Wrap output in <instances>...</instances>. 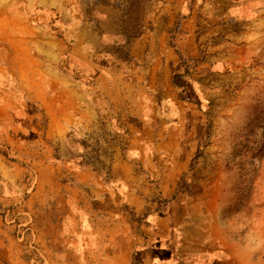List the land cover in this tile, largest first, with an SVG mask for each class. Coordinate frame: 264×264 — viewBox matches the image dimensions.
<instances>
[{
  "label": "rangeland",
  "instance_id": "1",
  "mask_svg": "<svg viewBox=\"0 0 264 264\" xmlns=\"http://www.w3.org/2000/svg\"><path fill=\"white\" fill-rule=\"evenodd\" d=\"M186 1L196 8L195 41L180 43L186 12L165 28L157 15L166 0L130 10L127 0H0V103L11 108L1 151L26 168L20 190L0 180V195L11 199L1 213L22 223L35 169L54 166L62 189L37 194L35 205L63 208L66 226L77 213V233L88 234L95 251L80 264H103L109 241L146 240L150 228L169 241L159 264H264V0ZM153 27L136 52L129 42ZM136 59L140 67L131 65ZM157 59L176 65L159 66L151 83ZM136 70L147 75L142 92L120 99L119 86ZM132 110L145 112L138 132L124 128ZM61 115L65 128L47 137L50 119ZM187 154L190 162L163 193V171ZM116 158L129 170L114 166ZM24 227L15 228L23 235L16 256L39 263ZM135 251L132 245L128 264H139Z\"/></svg>",
  "mask_w": 264,
  "mask_h": 264
},
{
  "label": "crops",
  "instance_id": "2",
  "mask_svg": "<svg viewBox=\"0 0 264 264\" xmlns=\"http://www.w3.org/2000/svg\"><path fill=\"white\" fill-rule=\"evenodd\" d=\"M166 1L167 2L161 7L160 12L158 13L157 19H160L161 21V16L166 17L168 24H165V28H167L171 26L173 16H181L186 12L181 19V27H179L176 34L178 35L180 43L185 42L186 39L187 41H191L192 39V42H194L196 8L194 6H188L186 0ZM157 25L158 30L160 31V28H162L163 24H161L160 22ZM154 29L155 27H153V30L151 31H143L140 37L134 38L135 41L132 42V39L129 42L131 45H133V48L136 52L138 51L139 46L143 42H145V40H148L147 37L146 39H144V36H147L149 33L153 32ZM162 45L167 54H170V49L172 48L170 46H166L165 41H163ZM45 52L51 57H57V53H54V51L52 50H46ZM130 59L131 58H129V60ZM136 61L141 62L140 59H136L132 61L131 65H137ZM161 65L164 71H167L168 67L170 68V71H172L174 66L176 65V62L175 59H173L172 61L168 59L167 61H163V63L160 64L158 59L155 62L154 60H152L150 67L151 71H149L148 75V82H156L158 78L157 68ZM140 66V64L137 65V67ZM139 71L140 70H136L133 73L134 75L128 77L129 79H127L125 83L123 82L121 86H119L121 92L120 90L117 91L120 95V99L129 98L131 100H136L139 93L142 92V85L140 83L146 78L147 75L140 73ZM104 79L105 78L103 77V75H97V80H99L101 83L103 82V87L106 86V84L104 83ZM105 93L108 94V91L105 90ZM9 107L10 106L8 104L0 103V141L3 140L1 130L4 128L6 129L7 126V123L4 122L5 118L9 115V113H11V108L9 109ZM143 113L145 112L132 110V116L130 117L131 120L128 119L124 128L128 129L129 131L135 130L138 132L140 126H138L139 123H137V117L140 118ZM71 115L72 117L74 116V111H71ZM57 120L58 121L56 123L53 118L50 119L51 123H49L48 127L45 128L47 137H53V135L50 132L47 133V131H51L53 129H58L61 131L65 128L62 115L57 118ZM62 136L63 135L61 132L60 134L57 133L54 138L57 140H61ZM137 139L139 138L134 135V139L131 140V143L138 144L135 143V140ZM5 146L6 145H2L0 143V180L5 182L8 189L9 187H11V189L13 190H20V183L22 181L21 179L25 177L26 168H24L22 165L16 164L15 161L18 162L20 158L16 159L13 162H9V160L6 159L5 155L1 151V149L5 148ZM135 148H137V145L135 146ZM32 159L34 162L35 158ZM190 160L191 157L189 154H187L185 155V157L183 156L180 159H177L175 161L176 163L169 169L163 171L161 182L159 184V189L163 193H165V191L168 192L169 188L174 185L177 177L183 172ZM44 161H46L45 158ZM146 161H149V159H146ZM124 163L125 162H122L116 158L114 166L120 167L121 169H124L126 171L127 169L129 170V167H127L126 163ZM53 167L46 163L44 167L35 169V171L37 170V172L35 173L36 185H30V188L32 186L35 188H31V190L33 189V191L31 192V196L28 199L29 201H27V203H24L25 207L21 209L20 213L24 215L22 216V220H24L22 223L11 224V222L14 220L10 219L8 221L4 218L1 211L5 206H7L6 204H8L11 199L4 197L2 194L0 195V264H33L31 258L29 260H25L22 257L16 256L17 250L19 251V253H22L19 249V245L21 244L19 240L23 238V235L19 237L17 234H15V228L21 225L25 226L23 228V231H27V236H30H25L26 241H28V239L30 240L29 248H34L43 258L42 261H40L39 263L36 262L35 264H80V257H83L84 255H91V257L95 258V251L91 248V237L87 234L88 237L86 239V237H84L87 236L86 234L81 236L77 233L79 227V216L77 215V213L75 215L71 214L72 222L71 220H67V222H71L72 225L66 226L64 225V219L61 217V214H63V208H59L54 211L49 203H44L45 201H41L39 205H35L37 194H45L44 192H52V190H56V194H58V192L62 189L63 185L61 186V184L57 181L55 169ZM132 177H134L138 181L141 180L140 176L135 175ZM76 189L78 190V185L76 186ZM149 192L150 189L148 187H144L143 193L147 195ZM148 199L151 201V198ZM150 201H148L150 203L149 205L152 204ZM138 203L139 200L137 197H135V201L133 203L135 206V210L137 212H141V203ZM17 214H19V212H17ZM159 220L160 222L158 223L159 226H161L160 228L167 231V227L164 224L166 222V219H160L159 217ZM149 232H151V234L147 237L146 240L141 239L138 241L135 237V241H133L129 240L127 236H124V238L109 241L110 245L107 244V247L105 248L106 261L103 264H128L129 249L130 247H132V245L136 249L135 257L137 258V262L139 264H159L160 260H158V257L161 255L162 251L166 252L165 249L168 248L169 241L167 242L165 241V239L157 238V235L154 234L155 232L151 228ZM109 239L112 238L109 237ZM31 243H34V245H32ZM81 244L84 245L82 249ZM86 244H88V246H86ZM104 244H106V242H104ZM99 256L102 257V252L99 254Z\"/></svg>",
  "mask_w": 264,
  "mask_h": 264
},
{
  "label": "trees",
  "instance_id": "3",
  "mask_svg": "<svg viewBox=\"0 0 264 264\" xmlns=\"http://www.w3.org/2000/svg\"><path fill=\"white\" fill-rule=\"evenodd\" d=\"M127 1H128V4H127V7L126 8L130 10L132 7H134L136 5H142L145 0H127ZM129 10H127V11H129ZM138 32H139V30L137 31V33ZM129 37H131V36H129ZM177 54L181 57V55H180L179 52H177Z\"/></svg>",
  "mask_w": 264,
  "mask_h": 264
}]
</instances>
